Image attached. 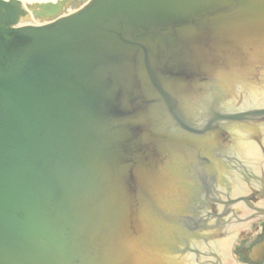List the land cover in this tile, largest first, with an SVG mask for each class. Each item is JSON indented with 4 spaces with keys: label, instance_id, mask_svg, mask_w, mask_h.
I'll return each instance as SVG.
<instances>
[{
    "label": "water",
    "instance_id": "95a60500",
    "mask_svg": "<svg viewBox=\"0 0 264 264\" xmlns=\"http://www.w3.org/2000/svg\"><path fill=\"white\" fill-rule=\"evenodd\" d=\"M65 1L0 0V264H190L200 205L245 171L204 144L260 113L210 97L264 94V0H89L31 23Z\"/></svg>",
    "mask_w": 264,
    "mask_h": 264
},
{
    "label": "flooded vegetation",
    "instance_id": "af4514ba",
    "mask_svg": "<svg viewBox=\"0 0 264 264\" xmlns=\"http://www.w3.org/2000/svg\"><path fill=\"white\" fill-rule=\"evenodd\" d=\"M249 139L251 142L241 148L242 160L238 164L245 171L236 176L240 182L233 187L242 194L245 184L244 194L239 195L240 206L231 205L232 199L223 186L215 190V201L222 207L219 213L209 214L220 218L222 233H230V246L225 255L217 256L211 264H264V143L256 135ZM225 190L230 191L228 186Z\"/></svg>",
    "mask_w": 264,
    "mask_h": 264
},
{
    "label": "bare ground",
    "instance_id": "6f19581e",
    "mask_svg": "<svg viewBox=\"0 0 264 264\" xmlns=\"http://www.w3.org/2000/svg\"><path fill=\"white\" fill-rule=\"evenodd\" d=\"M21 2H32V1H36V2H47V1H50V2H55L57 0H20Z\"/></svg>",
    "mask_w": 264,
    "mask_h": 264
},
{
    "label": "rangeland",
    "instance_id": "374dc122",
    "mask_svg": "<svg viewBox=\"0 0 264 264\" xmlns=\"http://www.w3.org/2000/svg\"><path fill=\"white\" fill-rule=\"evenodd\" d=\"M83 1H85V0H72V4L71 5H69V6H67L66 7V9H70V8H72L73 6H74V4L73 3H82ZM27 3V2H26Z\"/></svg>",
    "mask_w": 264,
    "mask_h": 264
}]
</instances>
